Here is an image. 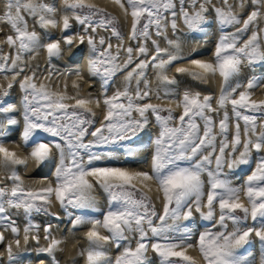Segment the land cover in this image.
Listing matches in <instances>:
<instances>
[{
  "label": "snow or ice",
  "instance_id": "1",
  "mask_svg": "<svg viewBox=\"0 0 264 264\" xmlns=\"http://www.w3.org/2000/svg\"><path fill=\"white\" fill-rule=\"evenodd\" d=\"M115 3L125 19L131 16L129 38L134 46L124 45L117 17L85 0H59V4L56 0H0V24L9 25L12 31L5 42L15 53L0 54V73H13L7 89L0 92V141L13 126L22 124L21 141L31 148L29 157L21 159L0 142V170L11 181V187L0 186V228L10 230L17 249L14 252L13 244H7V264H21V255L29 252L30 239L35 241L32 251L38 264H44L40 259L44 254L52 258V264H59L55 254L61 250L62 240L53 235L51 223L42 226L41 237V225L32 219L34 214L43 213L58 220L60 217L49 211L53 198L71 229L88 226L84 236L87 246L80 251L85 264H157V259L158 264H194L186 255L194 246L205 264H256L247 249L253 237L262 246L259 264H264V122L258 125L257 115L249 114L264 115V101L249 102L252 89L261 80L253 75L246 84L233 83L243 65L264 66V0ZM178 21L186 31H180ZM72 22L81 26L83 34H70ZM213 27L217 34L210 59L182 54L181 36L204 42L210 35L207 29ZM55 28L61 29V39H46L48 30ZM101 30L109 37L100 35ZM74 35H79L80 44L87 37V72L99 77L100 97L95 103L98 107L102 104L104 110L99 127L95 126L96 113L88 107L93 97L50 91L46 84L35 83V69L31 75L24 73L25 54L42 49L50 64L52 58L62 55V42L69 47L73 44ZM111 37L117 41L114 49ZM161 40L166 46H161ZM186 59L191 67L177 66L175 72L203 82L218 75L222 81L218 97L168 87L177 84L175 77L169 76L172 67ZM149 69L157 82L155 89L149 84ZM75 74H80L79 69ZM121 74L120 87H114ZM20 76L22 95L17 106L6 98ZM109 89H114L111 94ZM162 90L165 97L177 98V107L182 108L178 117L171 108L143 102L154 91L161 98ZM69 100L75 103H67ZM153 123L158 131L154 136L149 134L150 172L102 163L117 153L134 158L141 134ZM42 134L51 139H43ZM254 153L251 174L242 186L234 185L232 175L251 165ZM28 158L37 165L54 162V181L39 189L26 187L17 166H26ZM149 182L157 186L155 197L149 194ZM96 189L106 197L104 207L93 195ZM241 193L247 204L241 202ZM160 199L162 211L154 202ZM14 212L24 219L23 247ZM197 216L211 222L212 228L198 231L194 227ZM41 239L46 246H41ZM3 241L0 232V243ZM111 247L117 250L114 256L109 254Z\"/></svg>",
  "mask_w": 264,
  "mask_h": 264
},
{
  "label": "bare ground",
  "instance_id": "2",
  "mask_svg": "<svg viewBox=\"0 0 264 264\" xmlns=\"http://www.w3.org/2000/svg\"><path fill=\"white\" fill-rule=\"evenodd\" d=\"M57 4H59V0H56ZM86 3H90L95 5L97 8L103 9L108 13H111L113 16L117 17L119 25L122 30V35L124 36V45L128 46L132 44L134 46L135 42H132L129 38L130 30H131V16L129 15L127 19H125L122 10L120 9L119 5L115 3V0H85ZM123 2V0H122ZM232 2V0H229ZM31 27V21H29ZM178 27L180 28L181 32L186 31L182 21H178ZM261 27H264V23L261 24ZM233 29H229L231 31ZM37 31L40 32L41 36L44 37V33L37 27ZM210 35L205 38L204 42H201L197 39H192L190 37L181 36V48L182 54L191 58L201 59V60H208L213 56L214 53V45H215V36H216V29L215 27L207 29ZM81 32V26L72 22V28L70 30V34H76ZM12 34L11 28L7 24H0V45L2 48V52L6 55L14 56L15 53L10 47L6 44V36ZM100 35H104L106 38L109 37L108 32L100 31ZM169 35L171 36V29L169 28ZM198 36L202 34H197ZM250 35V33H249ZM62 36L61 29H49L47 38H53L60 40ZM245 39L247 36L244 37ZM153 39H159L155 35H153ZM87 40V37H85ZM111 43L113 44V49L116 46V39L115 37H111ZM161 46H166L163 40L160 41ZM79 35H74L73 44L69 47L68 45L61 43L62 48V55L60 57H54L51 59V63L49 64L48 56L46 51L40 50L37 53H30L25 54L26 60L24 63L27 65L24 69V73L31 75L32 70L35 69L37 72V76L35 79V83L37 84H46L50 91L53 92H61L66 93L69 96L79 94L80 98H88L89 96L93 97V103L88 105L92 109L93 112L96 113V127L100 126V122L103 120L104 110L102 104L98 107L95 103V98L100 97V84H99V77H91L87 72V53H88V45L82 44L85 46H80ZM80 46V47H79ZM106 46V45H105ZM77 47H79L77 49ZM150 50L151 45L149 44ZM192 49H195V52H192ZM81 51V52H80ZM42 54V55H41ZM83 54V55H82ZM85 54V55H84ZM38 66V67H37ZM182 66V67H191L189 60H183L179 62L177 65H174L169 72L170 77H175L177 80L176 85L168 86L172 91H181L183 88H190L193 91H198L201 95H212L213 97H218L220 93V87L222 84L221 78L217 75L215 77H209L207 82L203 81H196L193 80L191 77L186 75H179L175 72V67ZM47 69V70H46ZM71 69L72 71H68ZM79 69L80 74H75V70ZM13 73H0V91L2 89L1 80L5 76H10L12 78ZM257 76L260 78L261 83L258 87L252 89V95L250 97V101H255L256 103H260L264 101V66L256 65L253 68H249L246 64L242 66V72L240 77L237 78L236 82H240L246 84L247 78L250 76ZM23 76L17 77V83L12 90L11 93V100L19 106L20 104V97L22 95L21 90L19 88L18 81L21 80ZM123 79V75H118L116 77V84L114 87H120L121 82ZM148 79L150 87L155 89L156 87V79L151 69L148 71ZM74 84L78 87H74ZM65 85L67 86L65 88ZM114 89H109V94ZM3 92V91H1ZM161 98H157L155 91L152 93L151 98L143 101L146 103L152 104H160L161 106H166L168 108L173 109L174 115L177 117L182 113V108L177 107V98H169L163 95V90L160 93ZM69 104H74V100L67 101ZM213 105L215 106V101H213ZM229 112L231 115V110L229 107ZM250 114V113H249ZM257 114V113H256ZM257 124L259 125L261 122H264V116L257 114ZM17 119L22 120V116L20 114L16 115ZM217 120L220 117H215ZM241 127L243 128V121H240ZM179 121L177 120V125ZM14 130L10 132L8 136L3 138L2 144L3 147L7 148L9 151L16 153V155L24 159L29 157V152L31 151L30 146L25 147L23 142L21 141V132H22V124L19 126H13ZM218 131V125L217 129ZM234 130V121L230 124V133ZM158 131L157 126L153 123L144 133L142 137V141L138 143V152L134 158H127L119 153H117L111 160L104 161V164H110L112 166H119L125 168L129 171H151V154H152V146L151 140L149 139V134L155 135ZM257 131H260V128H257ZM231 138V135L230 137ZM243 138V137H242ZM43 139H51L50 137H43ZM254 155V161L251 165L243 166L242 169L238 170L234 175H232L233 184L236 186H242L247 179V176L251 174V170L255 167V157L257 154ZM17 171L23 180V183L26 187H30L33 189H39L49 183H52L55 179L54 177V162H46L43 165H37L36 161L28 158L27 165H18ZM244 172V175L241 173ZM152 186V192L149 193L150 195H156V184L154 182H149ZM0 186H8L11 187V181L7 179V174L0 170ZM137 187H141L139 183H137ZM93 195L96 197L98 203L101 207L105 206L106 197L100 192L99 189H96L93 192ZM157 209L162 211L163 201L155 200ZM241 202L247 204V199L241 193ZM50 212L55 213L60 218L54 219L52 216L44 215L43 213L34 214L32 219L33 222L36 224L41 225L40 235L43 237V230L42 226L45 223H51L53 225V235L56 236L58 239L62 240L60 244V249L57 251L56 260L59 261V264H85V259L80 255V251L82 248L87 246V241L84 239L85 233L88 230V226H82L78 229H71V226L68 224V218L63 214L59 207V203L56 202L53 198V203L50 208ZM91 215H99L98 213H90ZM13 219L16 220L17 224L21 227L20 232V240L21 246L23 247V225L24 219L22 214L13 213ZM251 224V219L249 218L248 221ZM198 231H204L205 228H212V223L207 221H200L199 217L197 216L196 225L194 226ZM231 222H229V230H231ZM0 232L4 235V241L0 243V264H7V244H13V251H17L15 247V242L12 233L10 230H5L4 228H0ZM197 237H193V243L195 244ZM41 246H46V241L43 239L40 240ZM29 252L27 254H22L20 257L21 264H38L36 254L32 251L35 247V241L29 240L28 244ZM248 251L256 258V264H259V256L262 251V246L260 245L259 241L253 237V243L247 246ZM117 250L114 247L109 248V254L115 255ZM151 256L152 254L149 253ZM186 255L192 257L194 264H205V261L202 257V254L199 251L198 247L188 248L186 250ZM40 259L44 261V264H52V258L47 256L46 254L41 255ZM158 264V259H157Z\"/></svg>",
  "mask_w": 264,
  "mask_h": 264
},
{
  "label": "rangeland",
  "instance_id": "3",
  "mask_svg": "<svg viewBox=\"0 0 264 264\" xmlns=\"http://www.w3.org/2000/svg\"><path fill=\"white\" fill-rule=\"evenodd\" d=\"M105 11V10H104ZM106 13H108L107 11H105ZM118 29L121 31V33H122V30H121V27H120V25H119V23H118ZM249 35V33L248 34H246L245 36H248ZM84 44H86L87 45V42H86V40H85V43ZM82 45V44H81ZM80 45V46H81ZM79 46V47H80ZM82 46H85V45H82ZM79 47H77V49L79 48ZM0 48H2V46L0 45ZM80 49V48H79ZM81 52V51H80ZM0 54H4V55H6L4 52H2V50L0 49ZM42 55V54H41ZM83 55V54H82ZM85 55V54H84ZM24 60H26V57L24 56ZM1 74H5V73H1ZM12 81V78L9 76H7V79H5V77H3V79L1 80V85H2V89H1V91H4L5 89H7V87H8V84L10 83ZM16 84V83H15ZM15 84L13 85V87L10 89V92H9V95H8V97L6 98L7 99V101L8 102H11V103H14L12 100H11V93H12V90H13V88L15 87ZM0 91V92H1ZM15 104V103H14ZM158 105H160V104H158ZM162 107H164V108H168V107H166V106H162ZM250 114H255V115H261V114H259V113H250ZM22 116V115H21ZM262 116H264V115H262ZM96 126V125H95ZM97 127H99V126H97ZM142 135V137L144 136V133H142L141 134ZM42 137H48V136H46V134H42ZM51 138V137H50ZM244 175V172H242L241 173V175ZM49 211H50V209H49ZM209 223V222H208Z\"/></svg>",
  "mask_w": 264,
  "mask_h": 264
}]
</instances>
